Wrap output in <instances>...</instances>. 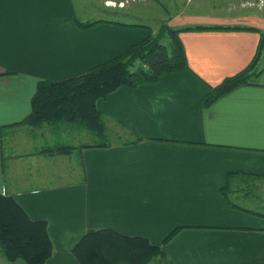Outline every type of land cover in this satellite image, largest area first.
Masks as SVG:
<instances>
[{"label":"crops","instance_id":"0c3cea01","mask_svg":"<svg viewBox=\"0 0 264 264\" xmlns=\"http://www.w3.org/2000/svg\"><path fill=\"white\" fill-rule=\"evenodd\" d=\"M123 1L0 0V193L47 224L45 264H79L73 248L100 230L158 246L163 257L150 264H264L258 0L182 2L194 12L163 24L205 28L178 34L187 68L98 100L103 137L78 125L20 124L39 82L80 77L158 33L145 4ZM244 72L249 84L203 105ZM59 145L71 149L47 152ZM0 264L23 263L0 255Z\"/></svg>","mask_w":264,"mask_h":264},{"label":"trees","instance_id":"16d2710c","mask_svg":"<svg viewBox=\"0 0 264 264\" xmlns=\"http://www.w3.org/2000/svg\"><path fill=\"white\" fill-rule=\"evenodd\" d=\"M204 29L172 30L164 26L156 36H148L122 55L90 69L80 77L39 82L31 101V112L20 124L30 127L43 124L78 125L97 138L103 137L105 127L96 102L107 98L118 88H135L141 83L155 82L163 76L186 69L178 34ZM161 38H165L164 43ZM249 81L247 72L226 79L210 91L203 105L210 106L233 89L249 84ZM70 149L69 146L59 145L47 152L63 154ZM221 192L223 194L224 191ZM72 254L79 264H150L163 257L161 249L146 239L127 237L109 230L87 232L73 248ZM0 255L8 262L19 261L23 264H45L52 255L47 224L31 220L12 197L1 193Z\"/></svg>","mask_w":264,"mask_h":264},{"label":"rangeland","instance_id":"374dc122","mask_svg":"<svg viewBox=\"0 0 264 264\" xmlns=\"http://www.w3.org/2000/svg\"><path fill=\"white\" fill-rule=\"evenodd\" d=\"M134 0H124L122 3H118L117 6H122L125 7L129 2H132ZM139 3H143L145 4L142 7V12L144 13V16L149 17V19L151 21H156L154 22V26L160 27L158 30V33L161 29V27H164L166 25H164L163 23H165V19L171 15H174L176 12L180 11V10H186L187 12H194V3H192L191 5L189 4H184L182 2H185L186 0H136V2ZM143 1V2H142ZM182 3V4H181ZM113 4V3H112ZM184 4V6H183ZM260 4H264L263 1L258 0V5ZM115 5V3H114ZM113 5V7H114ZM162 25V26H161ZM168 27V26H167ZM158 33H156L154 36H156ZM161 40L163 41V43L165 42V38H161ZM131 71H134V69H132ZM45 125V124H43ZM47 126V125H45ZM87 133V131H86ZM68 135L66 134V137ZM91 142L92 143H100L103 142V139H97L94 138L93 136H91Z\"/></svg>","mask_w":264,"mask_h":264}]
</instances>
